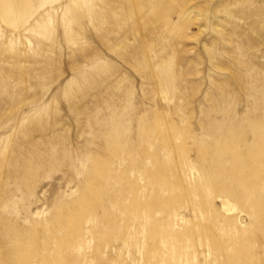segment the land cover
<instances>
[{"label":"rangeland","instance_id":"374dc122","mask_svg":"<svg viewBox=\"0 0 264 264\" xmlns=\"http://www.w3.org/2000/svg\"><path fill=\"white\" fill-rule=\"evenodd\" d=\"M0 264H264V0L0 19Z\"/></svg>","mask_w":264,"mask_h":264},{"label":"bare ground","instance_id":"6f19581e","mask_svg":"<svg viewBox=\"0 0 264 264\" xmlns=\"http://www.w3.org/2000/svg\"><path fill=\"white\" fill-rule=\"evenodd\" d=\"M66 0H0V19L14 29H22L29 25L38 15L53 9ZM222 207L233 212L237 210L235 204L221 199ZM242 224L246 223L243 215L239 216Z\"/></svg>","mask_w":264,"mask_h":264}]
</instances>
